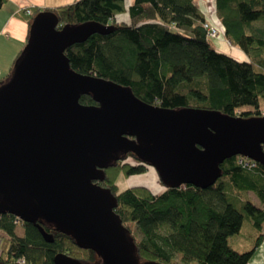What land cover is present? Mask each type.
<instances>
[{
    "label": "trees",
    "instance_id": "obj_1",
    "mask_svg": "<svg viewBox=\"0 0 264 264\" xmlns=\"http://www.w3.org/2000/svg\"><path fill=\"white\" fill-rule=\"evenodd\" d=\"M6 1L0 0V8ZM216 2L223 34L245 52L246 60L215 47L204 26L206 15L195 0H133L128 6L125 0H76L55 7H30L32 14L23 8L18 14L29 24L36 13L46 10L55 13L59 27L87 21L109 25L108 33H94L66 48L71 67L130 86L149 103L217 109L243 117L264 115V28L255 26L264 20V0ZM124 12L129 21L117 19ZM15 61L0 85L12 73ZM80 100L97 104L92 95H82ZM247 159L242 155L227 158L221 164L222 176L208 188L185 184L155 194L141 185L120 190L121 174L149 167L129 152L105 168V177L96 182L117 196L114 210L134 237L141 260L247 264L264 236V165H244L241 160ZM251 192L260 205L250 198ZM245 216L258 235L255 246L242 251L231 245L230 237L240 232ZM17 224L15 215L0 214V264L20 259L25 264H55L58 252L101 262L95 251L81 247L69 233L45 224L53 235V241H47L30 222H24L25 233L18 235Z\"/></svg>",
    "mask_w": 264,
    "mask_h": 264
},
{
    "label": "water",
    "instance_id": "obj_2",
    "mask_svg": "<svg viewBox=\"0 0 264 264\" xmlns=\"http://www.w3.org/2000/svg\"><path fill=\"white\" fill-rule=\"evenodd\" d=\"M109 25L58 26L36 13L12 73L0 85V214L73 235L100 264H165L141 260L115 212L118 200L97 183L104 169L133 152L154 166L165 187L212 186L221 164L242 155L264 165V115L234 116L200 107L165 108L130 86L74 70L67 47ZM92 95L97 104L81 102ZM55 264H94L58 252ZM8 264H20L18 262Z\"/></svg>",
    "mask_w": 264,
    "mask_h": 264
},
{
    "label": "crops",
    "instance_id": "obj_3",
    "mask_svg": "<svg viewBox=\"0 0 264 264\" xmlns=\"http://www.w3.org/2000/svg\"><path fill=\"white\" fill-rule=\"evenodd\" d=\"M52 1L54 0H7L0 8V78L5 77L10 72L14 61L24 48L29 37L30 24L26 18L21 17L18 14V11L26 7L43 8L52 3ZM130 3L131 2H129L128 5ZM202 11L205 13L204 9H202ZM125 13L126 14L123 19H120L122 18L120 17V14L117 16V19L119 21H129V14L128 12ZM224 38L225 39H219L217 42L220 49L227 48L228 43H230L225 35ZM232 46L234 47V45ZM242 51L237 52L244 57V53ZM250 198L255 202L256 205H260V201L254 193H250ZM242 228L240 232L236 234L237 236H241L243 234ZM236 235L230 237L231 245L239 250L245 251L255 246L258 232L253 223L248 221L246 236L240 241H235L234 236ZM247 264H264V236L260 243L255 246L254 253Z\"/></svg>",
    "mask_w": 264,
    "mask_h": 264
},
{
    "label": "rangeland",
    "instance_id": "obj_4",
    "mask_svg": "<svg viewBox=\"0 0 264 264\" xmlns=\"http://www.w3.org/2000/svg\"><path fill=\"white\" fill-rule=\"evenodd\" d=\"M76 0H54L52 3H50L49 7H55L65 4H70L75 2ZM133 0H125V4L128 6L129 2H132ZM196 4L200 6V8L204 9L206 13V17L209 21H211L215 26L218 27L220 31V35L218 38L212 39L213 44L215 47L225 52L233 57H235L238 60H246L247 55L244 51H242L239 47L232 46L230 43H228L227 48L220 49L219 45L217 44L219 39H225L224 38V26L222 22L220 21L218 14H217V2L216 0H195ZM125 12L120 14V19H123L125 17ZM121 21V20H120ZM255 26H262L264 28V20L263 21H257L255 22ZM237 51H242L244 53V57L241 56ZM262 103L264 104V100L262 99ZM264 106V105H263ZM117 183L119 185L120 190L125 189L130 186H145L151 190V192L155 194H160L165 190V185L162 183L158 172L154 166H149L146 171L140 172V173H134L130 174L128 176L121 174L118 177ZM243 234L241 236H234L235 241H240L246 236V230L248 229V216H245L244 224H243ZM16 233L20 236L24 235L25 233V227L22 223H18L16 227Z\"/></svg>",
    "mask_w": 264,
    "mask_h": 264
},
{
    "label": "built area",
    "instance_id": "obj_5",
    "mask_svg": "<svg viewBox=\"0 0 264 264\" xmlns=\"http://www.w3.org/2000/svg\"><path fill=\"white\" fill-rule=\"evenodd\" d=\"M24 11H25L26 14H32L30 7L25 8ZM204 26H205V28L207 30V34H208L209 37H211L213 39L219 37L220 31H219L218 27L215 26L213 23H211L210 21L206 20L204 22ZM241 161H243L244 165H250V166H254L255 163H256V161H254V160H252L250 158H248L247 160H241ZM17 262L20 263V264H25V260L24 259H20Z\"/></svg>",
    "mask_w": 264,
    "mask_h": 264
},
{
    "label": "flooded vegetation",
    "instance_id": "obj_6",
    "mask_svg": "<svg viewBox=\"0 0 264 264\" xmlns=\"http://www.w3.org/2000/svg\"><path fill=\"white\" fill-rule=\"evenodd\" d=\"M10 214V213H9ZM18 219V223H22L23 225H24V222L25 221H23V220H21V219H19V218H17Z\"/></svg>",
    "mask_w": 264,
    "mask_h": 264
},
{
    "label": "bare ground",
    "instance_id": "obj_7",
    "mask_svg": "<svg viewBox=\"0 0 264 264\" xmlns=\"http://www.w3.org/2000/svg\"><path fill=\"white\" fill-rule=\"evenodd\" d=\"M120 18V17H119Z\"/></svg>",
    "mask_w": 264,
    "mask_h": 264
}]
</instances>
